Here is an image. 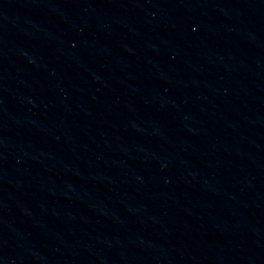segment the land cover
<instances>
[{
	"label": "water",
	"instance_id": "1",
	"mask_svg": "<svg viewBox=\"0 0 264 264\" xmlns=\"http://www.w3.org/2000/svg\"><path fill=\"white\" fill-rule=\"evenodd\" d=\"M0 264H264V0H0Z\"/></svg>",
	"mask_w": 264,
	"mask_h": 264
}]
</instances>
